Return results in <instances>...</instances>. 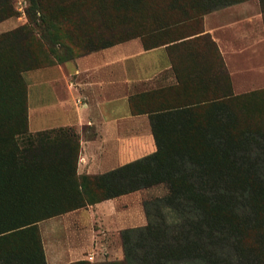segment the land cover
I'll use <instances>...</instances> for the list:
<instances>
[{
  "label": "trees",
  "instance_id": "obj_1",
  "mask_svg": "<svg viewBox=\"0 0 264 264\" xmlns=\"http://www.w3.org/2000/svg\"><path fill=\"white\" fill-rule=\"evenodd\" d=\"M25 1L26 23L0 34V264H46L42 220L157 186L166 194L144 201L146 225L121 232V264H264V162L251 160L259 157L245 148L258 137L264 157V132L237 130L239 121L224 107L251 94L234 95L231 82H178L155 92L162 102L150 116L155 151L103 175L78 176L72 129L27 147L16 144L11 130L19 114L3 86L133 38L155 47L193 37L204 15L248 0ZM16 14L14 0H0V22ZM24 108L17 135L28 131ZM57 185L63 197L51 204ZM259 228L254 239L242 236Z\"/></svg>",
  "mask_w": 264,
  "mask_h": 264
},
{
  "label": "crops",
  "instance_id": "obj_2",
  "mask_svg": "<svg viewBox=\"0 0 264 264\" xmlns=\"http://www.w3.org/2000/svg\"><path fill=\"white\" fill-rule=\"evenodd\" d=\"M19 12L16 19L26 20L25 10ZM14 17L0 22V34L15 29ZM150 43L137 37L26 72L33 82L29 132L72 129L79 144L78 176L103 175L155 151L150 116L162 103L155 92L178 82H231L239 95L264 84L258 0L204 15L193 37L145 46ZM140 193L40 221L45 263L124 262L121 232L147 223Z\"/></svg>",
  "mask_w": 264,
  "mask_h": 264
},
{
  "label": "rangeland",
  "instance_id": "obj_3",
  "mask_svg": "<svg viewBox=\"0 0 264 264\" xmlns=\"http://www.w3.org/2000/svg\"><path fill=\"white\" fill-rule=\"evenodd\" d=\"M25 0H14V9L15 12L17 13V16L22 15L19 12V9H24L27 7V2L24 4ZM75 1H79V0H71V3L75 2ZM262 4L264 6V0H261ZM79 3H76V6H78ZM81 12V11H80ZM82 13V12H81ZM17 16L14 17L15 21H16V27H19L23 24L26 23V17L24 19H22L21 21L16 19ZM25 16H26V11H25ZM14 46H18L17 44ZM15 74L18 75V72H15ZM26 72L21 74L20 77L18 79H16L15 77V81L16 82H3V86L4 88L6 87L8 89L9 92V101L12 104V109L17 112L19 114V119L17 123L13 124L14 129L11 130L12 134L15 136V141L16 144L19 147H27L30 145V143H33V141H37V139L41 142H44L45 140L47 141V138H52L54 135H56L57 131H59L58 134L60 137L62 135L65 134H70L68 133L69 131L66 129H62V130H55V131H47V132H42V134H32L29 132V127L28 125L26 126V128L28 129V131H26V133L24 134H20L17 135L16 130H19V128L23 126H25V120H24V116H25V108L24 106L29 105V99L32 98L33 95V82H27V79H29V77L31 75L27 74L26 76ZM27 78V79H26ZM9 79V78H8ZM25 81V82H23ZM237 82H235L236 84ZM7 84V85H6ZM235 92H238L237 89V85L235 86ZM246 94H251L252 97H249L247 99L244 100H239V102H233L232 106H229L226 104V106H224L226 109H229V113L232 114L233 116H235L239 123L236 125V129L237 130H244V129H248L250 127L253 128H258L260 129L262 132H264V84L262 86H254L251 89H249L248 91L245 92ZM3 93H0V97ZM238 94V93H237ZM244 94V93H241ZM26 101V102H25ZM10 112V110H9ZM58 136V137H59ZM261 147H262V141L260 138H256L255 141L253 142H247L245 144V148H248L251 154V151L253 152V154H255V156L259 157V158H255L252 155L249 157L251 158V160L255 161L257 160L259 164L264 162V157L263 155H261ZM260 148V149H259ZM56 174V173H55ZM56 181V180H55ZM57 183V182H56ZM52 186V185H51ZM39 190H41L42 193H44V189L45 186L44 184H40V186L38 187ZM53 191L54 196H50V198L52 199L51 204L58 202L59 199L61 198V194L63 197V193L62 191L59 189L58 185L53 187ZM166 194V189L163 186H157V187H151L148 189H144L141 190L140 193V203L141 206L144 203V201H148L151 202L155 199H159L161 197H163ZM47 195H49V193H47ZM46 195V196H47ZM52 195V194H51ZM153 209L155 210V208L153 207ZM168 219L171 220L172 219V214L170 212H168V210L166 211ZM263 229H257L256 231L253 230H244L242 232V236L245 238L247 236L250 237V239H254L255 236H257L260 232H262ZM230 254V251H227V255ZM175 264H185V263H175Z\"/></svg>",
  "mask_w": 264,
  "mask_h": 264
}]
</instances>
